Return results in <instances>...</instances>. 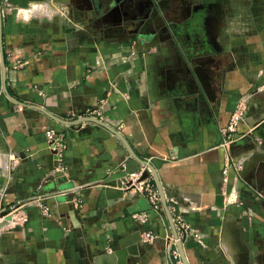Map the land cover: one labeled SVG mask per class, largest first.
I'll list each match as a JSON object with an SVG mask.
<instances>
[{"label": "crops", "instance_id": "0c3cea01", "mask_svg": "<svg viewBox=\"0 0 264 264\" xmlns=\"http://www.w3.org/2000/svg\"><path fill=\"white\" fill-rule=\"evenodd\" d=\"M12 2L59 11L28 18L0 0V154L19 155L13 166L0 156V205L25 202L28 216L0 225V264H264V139L249 132L264 121V0ZM242 97L245 135L224 147L220 127ZM33 106L69 121L95 108L123 134L155 167L171 216L190 223L184 259H170L159 237L158 216L172 234L162 202L155 214L143 195L100 197L122 161L126 170L143 164L118 136ZM49 126L65 140L57 177ZM226 158L233 180L224 184ZM144 211L151 242L128 237Z\"/></svg>", "mask_w": 264, "mask_h": 264}, {"label": "built area", "instance_id": "2783aa9c", "mask_svg": "<svg viewBox=\"0 0 264 264\" xmlns=\"http://www.w3.org/2000/svg\"><path fill=\"white\" fill-rule=\"evenodd\" d=\"M4 8L8 11H15V14H22L24 17H37V16H48L58 13L59 8L56 6H50L47 2H34L27 7L20 8L17 7L12 0H3ZM18 65L17 63H15ZM250 101L248 98L242 97L237 103L235 109L230 113V116L225 124L220 127V136H221V145L228 147L229 144L238 140L244 133L238 131L239 125L244 120L245 115L248 112ZM100 113L97 109H87L80 116H95L99 118ZM250 133L254 134V127L252 130H249ZM46 136V149L50 153L52 158V164L49 165V172L54 177L61 176L65 172V167L63 165V151L65 148V140L63 134L56 130L54 127H46L44 129ZM4 157L2 159L7 160L10 166L16 165L19 162V155L15 152H10L6 155H1ZM5 162V161H4ZM7 163V167H8ZM120 167L124 170V173L116 178H112L107 181H112L113 184L106 185L109 189L108 191L111 194H115L118 199L129 200L137 195H143L147 198L149 205L152 211L155 214H161L163 212L161 200L157 189L153 182V175L149 167L145 164H142L137 170H126V164L124 161L120 163ZM231 165L226 158V163L222 169V182L232 183V177L230 176ZM103 182V183H104ZM102 183V184H103ZM25 202L12 204L8 206L6 211H0V223L4 221L2 226L5 229L12 228L16 225L24 224L28 220L27 213L24 210ZM81 206V200H74V207L79 208ZM41 211L43 214H49V209L45 203H40ZM1 208V205H0ZM1 213H4L1 216ZM157 216V215H156ZM135 224L139 228V241L142 242H151L157 237V235L151 231L143 228V225L148 223L150 220V215L147 211L134 213L132 215ZM160 230L159 237H161V231H165L164 241L168 250V255L170 259L179 261V253L177 251H172L171 247L169 248L170 243H175L176 239L166 232L163 223H161V217L158 216ZM175 229L177 231V239L181 242L187 240L190 236L191 226L183 217L175 216L172 217ZM107 253H111V250L108 248Z\"/></svg>", "mask_w": 264, "mask_h": 264}, {"label": "water", "instance_id": "95a60500", "mask_svg": "<svg viewBox=\"0 0 264 264\" xmlns=\"http://www.w3.org/2000/svg\"><path fill=\"white\" fill-rule=\"evenodd\" d=\"M119 1L120 0H114V2H119ZM147 46L150 47L151 44H148ZM1 57H2V55H1ZM2 67H4L3 63H2ZM33 107H35V108L39 109L40 111L44 112L45 114H47L52 119H54V120H56L58 122L64 123V124H71L72 122H82V121L95 122V123L107 128L108 130L113 132L116 136H118V138L124 144L125 148L128 150L129 154L133 158H135L137 160H140L139 157L135 154V152L131 148V146L129 145V143L126 140V138L123 136V134L119 130H117L116 128H113L112 126H110L109 124H107L106 122H104L103 120H101L98 117H95V116H80L77 120L69 121V120H65V119H62L60 117L55 116L54 114H52L48 110L44 109L43 107H40V106H33ZM262 127H264V121L263 120H259L258 122L255 123L254 130L260 131V129ZM258 135L262 136V138L264 139V132H259ZM140 161L143 164L147 165L149 167V169L151 170V172H152L154 181L156 183V186H157V189H158V192H159V195H160V200H161V202H162V204H163V206L165 208V211H166V214H167V218H168L169 224H170L171 229H172V236L176 239L175 244H176V246L178 248L180 257L182 259H184V254H183L182 244H181L182 242L179 239H177V231L175 229V226H174L173 219H172V216L170 214V211H169V209L167 207V204H166V201H165V198H164L163 190H162V187H161V183H160L157 171H156L155 167L150 162L145 161V160H140ZM111 184H113L112 181H107V182H104L103 184H101V192H102V193H100V197L101 198H103L104 196H106L107 198H115V199L118 198L117 196H115V194L113 195V194H111L108 191L109 188L106 185H111ZM3 215H4V213H1V216H3ZM2 224L3 223H0V225H2ZM164 236H165V231L162 230L161 231V238L164 239ZM128 237L131 238V239H135V240L139 241L140 236H139V228H138L137 225L133 226L132 232L129 234ZM172 244L173 243L171 242L170 245H169V248L172 246Z\"/></svg>", "mask_w": 264, "mask_h": 264}, {"label": "rangeland", "instance_id": "374dc122", "mask_svg": "<svg viewBox=\"0 0 264 264\" xmlns=\"http://www.w3.org/2000/svg\"><path fill=\"white\" fill-rule=\"evenodd\" d=\"M6 209H8V206H4V204H1L0 211H6Z\"/></svg>", "mask_w": 264, "mask_h": 264}, {"label": "bare ground", "instance_id": "6f19581e", "mask_svg": "<svg viewBox=\"0 0 264 264\" xmlns=\"http://www.w3.org/2000/svg\"><path fill=\"white\" fill-rule=\"evenodd\" d=\"M255 132H257V133H259V132H262V131H264V127H262L261 129H260V131H257V130H254ZM2 223L4 222V221H1Z\"/></svg>", "mask_w": 264, "mask_h": 264}, {"label": "flooded vegetation", "instance_id": "af4514ba", "mask_svg": "<svg viewBox=\"0 0 264 264\" xmlns=\"http://www.w3.org/2000/svg\"><path fill=\"white\" fill-rule=\"evenodd\" d=\"M91 2H93V0H90ZM121 5H123L122 3H121ZM112 12L114 13V10H112ZM124 12V11H123ZM130 13H132V12H130Z\"/></svg>", "mask_w": 264, "mask_h": 264}]
</instances>
